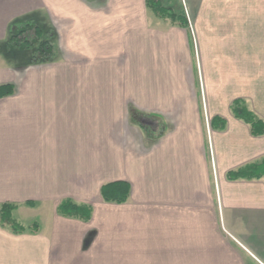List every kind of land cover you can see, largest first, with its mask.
<instances>
[{"label": "crops", "instance_id": "crops-1", "mask_svg": "<svg viewBox=\"0 0 264 264\" xmlns=\"http://www.w3.org/2000/svg\"><path fill=\"white\" fill-rule=\"evenodd\" d=\"M163 1L187 24L145 0H0L8 51L10 22L41 13L55 48L39 61L0 51V84L13 85L0 96V206L17 204L20 221L50 215L35 232L0 224V264H245L216 214L240 207L264 222V178L225 175L264 155V134L230 110L240 97L264 118V0ZM120 179L128 198L103 200L101 185ZM64 198L90 204V219L59 215Z\"/></svg>", "mask_w": 264, "mask_h": 264}, {"label": "trees", "instance_id": "trees-1", "mask_svg": "<svg viewBox=\"0 0 264 264\" xmlns=\"http://www.w3.org/2000/svg\"><path fill=\"white\" fill-rule=\"evenodd\" d=\"M145 4L150 11L158 18L168 20L179 25H186L187 20L183 13L175 11L171 6H168L163 0H145ZM31 17V16H30ZM30 17L22 19H14L10 22L8 28L7 41L13 43H20V40L25 41L26 46H31L34 43L25 35V29L21 28L17 32H13L16 26L22 22L24 24L33 23ZM14 24V25H13ZM13 25V26H12ZM12 26V27H11ZM33 35L36 37L37 43L30 54L32 61H39L47 59L54 53L55 48L51 39L50 31L45 33L42 27L35 23L32 25ZM43 36V37H42ZM13 91L11 83L0 84V96L9 94ZM132 110L133 108L130 107ZM232 114L248 124L250 133L252 135L264 134V118L257 114L250 108L243 98L237 97L232 100L230 104ZM214 118V117H213ZM220 119L219 127L223 128L226 121L222 117ZM226 178L229 180L235 179H260L264 178V155L257 160L247 162L236 168L226 171ZM130 193V184L126 180H113L106 182L100 187V194L105 201L109 202H124ZM17 207L15 203H2L0 206V224L8 227L14 233H21L25 230L35 232L38 230L37 221L28 224L22 223L13 215V209ZM56 212L61 216L74 217L81 220H89L92 214V206L88 203H78L69 198L62 199L56 206Z\"/></svg>", "mask_w": 264, "mask_h": 264}, {"label": "rangeland", "instance_id": "rangeland-1", "mask_svg": "<svg viewBox=\"0 0 264 264\" xmlns=\"http://www.w3.org/2000/svg\"><path fill=\"white\" fill-rule=\"evenodd\" d=\"M172 1L178 3L179 5L182 4L181 0ZM34 21L35 22L28 24H24V22H22L19 26H16L15 29H13V32H17L19 29L24 28V35L34 42L30 44L31 46H26L25 41L21 39L20 43H13L11 45V50L8 51L5 42H1L0 51L9 52L14 56L24 55L26 57L30 55L33 52L35 44L37 43L36 37L32 33L33 30H31L32 25L37 23L42 27L45 33L49 32L43 13L38 15ZM201 46L202 44H200L194 36V38L191 40L190 49L192 52L191 55L194 72L196 71L198 73L200 96H204L201 71V67L203 66ZM255 46L256 48L254 51H258V79L260 81L258 89H260L264 95V22L262 27H258V41L256 42ZM258 104L260 106H264V96L263 98H258ZM152 126L154 127V123H152ZM154 129L155 131H152V129L150 131L153 135L157 133L160 134L161 130H158L157 128ZM152 137L154 139V136ZM255 211L256 210L248 211L240 207H226L223 210H220V213L216 214L218 228L221 229L225 234L229 235L232 246L238 248L245 264H264V222L258 223V221H255L251 218L255 216ZM258 214L264 216V208L258 207ZM41 217L43 218L42 225H47V223L50 222V215H47L46 218H44L40 214L38 218L40 219ZM21 218H23V216ZM28 218L30 217L21 219V221L26 224L25 222H29L30 220H41H39L37 217H34L33 219Z\"/></svg>", "mask_w": 264, "mask_h": 264}]
</instances>
